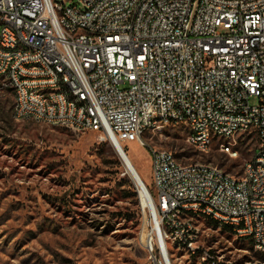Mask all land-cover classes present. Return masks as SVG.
<instances>
[{
  "label": "built area",
  "instance_id": "2783aa9c",
  "mask_svg": "<svg viewBox=\"0 0 264 264\" xmlns=\"http://www.w3.org/2000/svg\"><path fill=\"white\" fill-rule=\"evenodd\" d=\"M80 2L81 9L58 0H0V75L19 84L15 116L145 147L147 130L193 122L218 134L220 151L232 158L239 151H227L220 134L230 131L237 147L235 133L257 131L241 177L151 150L155 195L147 186L158 229L152 226L145 246L152 264H170L169 243L178 248L174 236L187 237L190 254L217 264L219 255L199 244L201 231L192 227L196 211L210 210L212 221L235 220L227 227L232 235L260 238L255 249H264V0ZM187 141L204 153L216 142L189 134ZM248 176L256 178L255 195L247 194Z\"/></svg>",
  "mask_w": 264,
  "mask_h": 264
},
{
  "label": "rangeland",
  "instance_id": "374dc122",
  "mask_svg": "<svg viewBox=\"0 0 264 264\" xmlns=\"http://www.w3.org/2000/svg\"><path fill=\"white\" fill-rule=\"evenodd\" d=\"M58 1L83 7L80 0ZM12 93L0 92V264H152L145 246L153 226L150 208L122 160L117 166L107 157L109 138L17 118ZM188 134L184 126L168 124L144 133L146 147L124 143L154 195L151 149L172 151L182 162H213L241 177L258 146L255 133H243L232 158L220 151L219 141L207 153L198 151ZM125 181L136 196L119 193L130 188ZM196 224L199 244L219 255L217 264H264L249 239L206 218ZM169 249L173 264H211L201 253L170 243Z\"/></svg>",
  "mask_w": 264,
  "mask_h": 264
},
{
  "label": "bare ground",
  "instance_id": "6f19581e",
  "mask_svg": "<svg viewBox=\"0 0 264 264\" xmlns=\"http://www.w3.org/2000/svg\"><path fill=\"white\" fill-rule=\"evenodd\" d=\"M142 0H134V7H141ZM8 84V89L11 90L13 93H19V84L12 83V77H6V75H0V86L1 84ZM65 95L66 96H73V100H80V93H73L72 88H65ZM82 111L84 113H93V105L90 103H82ZM184 127L189 129V135L191 136H199L204 135L205 138H209V141H218V134H212V130H205L204 126H197L193 125V122H184ZM255 133L257 135V131L255 130H240L238 133H235V141L238 142V137L243 133ZM145 133V132H144ZM113 140L118 143L119 147L122 149L125 162L127 167H129L135 175V178L139 182L138 186L140 187V191L147 202V207L150 209L155 210L154 202L151 200V194L148 190V186L143 179L141 173L139 172L136 163L134 162L133 157L130 155L129 151L125 149V145L119 140V138L113 135ZM220 141H224L226 143V150L227 151H236L235 143H231V134L230 131H223L220 134ZM155 150V153H162V149H151ZM255 186H256V178L255 176H248V184H247V194L248 195H255ZM139 190V189H138ZM197 203H204V196H197ZM196 218H206L212 220V212L210 210H199L195 212V215L192 219V227L196 231H201L200 227L196 224ZM219 225H221V221H215ZM198 223V222H197ZM159 224V221H158ZM209 226V225H208ZM226 227H235V220H226ZM154 232L157 235L158 226L153 223ZM238 239H249L254 247H259L260 245V238L249 237L248 235H240L235 236ZM174 243H176L179 247H183L190 251V244H187V237L182 236H174ZM261 253L264 254V249H259ZM172 253L170 249L168 250L167 255H165V263L173 264L172 262Z\"/></svg>",
  "mask_w": 264,
  "mask_h": 264
},
{
  "label": "trees",
  "instance_id": "16d2710c",
  "mask_svg": "<svg viewBox=\"0 0 264 264\" xmlns=\"http://www.w3.org/2000/svg\"><path fill=\"white\" fill-rule=\"evenodd\" d=\"M107 151H108V154H107V157H110L111 161L113 164L115 165H120L122 164L121 163V160L120 158L118 157V155L115 153L114 149L109 145V147L107 148ZM125 183H127V185L130 187L129 189H121L119 191V193L122 195L123 198H129L130 196H136V193L135 191H132V184L129 183V181H125Z\"/></svg>",
  "mask_w": 264,
  "mask_h": 264
},
{
  "label": "water",
  "instance_id": "95a60500",
  "mask_svg": "<svg viewBox=\"0 0 264 264\" xmlns=\"http://www.w3.org/2000/svg\"><path fill=\"white\" fill-rule=\"evenodd\" d=\"M110 142H111V144L113 146V149H114L115 153L118 155V157L120 158V160H122V163L125 166L126 173L129 174V176L135 182V185H136V187L138 189L139 182L135 178V175L132 172V170L129 167H127L126 162H125V156H124V153H123L122 149L119 147L118 143H116V141H114L113 139H110ZM138 192H139V190H138Z\"/></svg>",
  "mask_w": 264,
  "mask_h": 264
}]
</instances>
